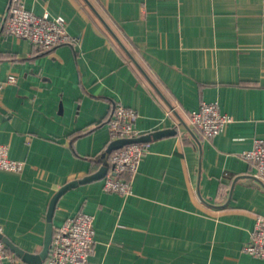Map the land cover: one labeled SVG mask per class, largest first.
<instances>
[{
    "label": "crops",
    "instance_id": "crops-1",
    "mask_svg": "<svg viewBox=\"0 0 264 264\" xmlns=\"http://www.w3.org/2000/svg\"><path fill=\"white\" fill-rule=\"evenodd\" d=\"M8 2L0 79L15 81L0 91V143L24 165L0 171L1 233L40 251L51 196L102 166L120 102L141 134L168 132L146 141L130 194L105 191V174L76 184L53 228L90 213L93 263L264 264L241 250L264 215V185L241 156L264 138V0H23L63 16L76 39L45 52L5 31ZM202 101L232 118L212 137L190 123ZM8 251L2 264H28Z\"/></svg>",
    "mask_w": 264,
    "mask_h": 264
},
{
    "label": "built area",
    "instance_id": "built-area-1",
    "mask_svg": "<svg viewBox=\"0 0 264 264\" xmlns=\"http://www.w3.org/2000/svg\"><path fill=\"white\" fill-rule=\"evenodd\" d=\"M3 28L14 36L27 39L44 52L61 44H72L76 40L68 33L63 16L50 15L48 12L35 14L24 7L23 0H9L3 14ZM14 81L13 75L0 79V91L5 83ZM189 117L190 123L205 137L220 133L232 120L230 115L220 110L216 101L200 102L196 109L189 112ZM136 118L134 109L113 102L105 118L110 141L140 135L134 124ZM147 146V142H129L114 149L109 155V168L104 175L102 188L121 195L130 194L131 178L139 169ZM241 156L253 163L254 176L264 185V138H253L252 145L242 150ZM23 165L21 160L9 157L7 146L0 143V171L21 172ZM94 242L93 216L79 211L53 228L48 254L39 264H103L88 259ZM241 250L264 260V215L255 216L249 240L242 245ZM7 258H10L9 251L0 239V264Z\"/></svg>",
    "mask_w": 264,
    "mask_h": 264
},
{
    "label": "water",
    "instance_id": "water-1",
    "mask_svg": "<svg viewBox=\"0 0 264 264\" xmlns=\"http://www.w3.org/2000/svg\"><path fill=\"white\" fill-rule=\"evenodd\" d=\"M167 132L168 130H157L153 132H147L145 134H140L136 137L119 138V139H114L110 141V143L105 148V150H103V152L98 156V159L101 161L102 166L99 168L97 172L84 176L83 178L74 179V180L66 182L65 184L60 186L51 196L48 206H47V211L45 214L44 235H43L42 247L40 251L37 253L25 251L19 248L17 245H15L3 233L0 232V239L3 241L6 248H8L15 255H17L22 261L28 264L41 263L46 258L49 247H50V242H51L52 232H53L52 216H53V212H54L57 200L60 197V195L63 194L70 187L75 186L76 184L84 183L86 181L100 178L101 176H103L107 170V166L109 165L107 157L110 155V153L114 149L122 147L123 145L129 142H146L150 138L161 136L162 134L167 133Z\"/></svg>",
    "mask_w": 264,
    "mask_h": 264
},
{
    "label": "trees",
    "instance_id": "trees-1",
    "mask_svg": "<svg viewBox=\"0 0 264 264\" xmlns=\"http://www.w3.org/2000/svg\"><path fill=\"white\" fill-rule=\"evenodd\" d=\"M7 251H8V249H7Z\"/></svg>",
    "mask_w": 264,
    "mask_h": 264
}]
</instances>
